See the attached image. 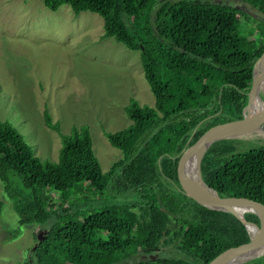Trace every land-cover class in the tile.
Listing matches in <instances>:
<instances>
[{"label": "trees", "instance_id": "16d2710c", "mask_svg": "<svg viewBox=\"0 0 264 264\" xmlns=\"http://www.w3.org/2000/svg\"><path fill=\"white\" fill-rule=\"evenodd\" d=\"M236 1L43 0L51 11L68 4L75 14H98L102 38L138 50L154 103L131 98L124 108L130 125L103 132L122 152L107 172L85 124L63 133L44 109L45 125L61 141L57 161H49L35 155L12 123L0 119V182L18 222L51 221L36 248V264H117L139 251L146 258L130 264H207L249 240L232 213L187 197L175 175V157L193 134L242 118L247 104L252 68L264 44V0ZM249 7L259 18L246 11ZM235 140L216 141L206 150L202 178L221 197L251 195L264 201V141L239 151ZM83 185L124 201L83 214L76 205ZM56 192L61 193L57 202ZM2 206L0 200V213ZM244 218L259 225L252 212ZM164 248L183 256L165 257ZM243 264H264V255Z\"/></svg>", "mask_w": 264, "mask_h": 264}, {"label": "rangeland", "instance_id": "374dc122", "mask_svg": "<svg viewBox=\"0 0 264 264\" xmlns=\"http://www.w3.org/2000/svg\"><path fill=\"white\" fill-rule=\"evenodd\" d=\"M246 11L259 18L257 10L249 7ZM241 27L247 29L245 21H241ZM103 32L101 16L90 11L75 14L68 4L51 11L43 0H0V119L12 123L41 160L57 161L61 146L59 134L44 123V109L53 122H59L63 133H69L73 126L87 125L94 154L102 171L107 172L122 158V152L103 132L130 125L124 108L131 98L142 105L154 103L139 51L128 49L112 37L102 38ZM258 106L262 102L256 99L253 110ZM263 141L261 133L235 140L239 151ZM82 187L76 205L83 214L124 201L123 196L116 198L91 186ZM60 196V192L53 193L54 201ZM0 200V264H22L28 259L36 264L34 239L38 232L50 228L51 221L19 224L1 182ZM161 253L170 258L183 256L174 248H164ZM139 259L141 256L135 254L117 264Z\"/></svg>", "mask_w": 264, "mask_h": 264}, {"label": "water", "instance_id": "95a60500", "mask_svg": "<svg viewBox=\"0 0 264 264\" xmlns=\"http://www.w3.org/2000/svg\"><path fill=\"white\" fill-rule=\"evenodd\" d=\"M252 71V83L247 104L242 110V118L219 123L199 134H193L175 157V175L182 192L203 207L232 213L250 233L247 242L223 250L207 264H243L264 255V201L251 195L221 197L208 186L201 175L202 157L214 142L264 132V102L260 98V87L264 82V44ZM256 99L262 102V106L251 111L250 106ZM190 158L193 161V176L187 172V162ZM245 212L256 214L259 225L246 220ZM47 232L45 229L37 233L33 243L34 249L44 240Z\"/></svg>", "mask_w": 264, "mask_h": 264}, {"label": "bare ground", "instance_id": "6f19581e", "mask_svg": "<svg viewBox=\"0 0 264 264\" xmlns=\"http://www.w3.org/2000/svg\"><path fill=\"white\" fill-rule=\"evenodd\" d=\"M261 90H263L264 92V82L261 84V87H260ZM255 103H256V100L253 101L252 105L250 106V110L252 111L255 107ZM187 172L190 174V176H193V161L192 159L190 158L187 162ZM250 209H253L252 207H249Z\"/></svg>", "mask_w": 264, "mask_h": 264}, {"label": "flooded vegetation", "instance_id": "af4514ba", "mask_svg": "<svg viewBox=\"0 0 264 264\" xmlns=\"http://www.w3.org/2000/svg\"><path fill=\"white\" fill-rule=\"evenodd\" d=\"M225 2H226V0H225ZM259 108V106L257 107V109ZM263 128H264V125H263ZM257 133H261V132H257ZM262 135H264V132L263 133H261ZM159 249H157V253H159ZM136 254H138V255H140L141 256V258L142 257H144V256H146L142 251H139V252H137Z\"/></svg>", "mask_w": 264, "mask_h": 264}]
</instances>
